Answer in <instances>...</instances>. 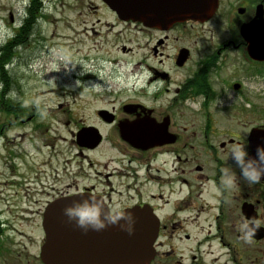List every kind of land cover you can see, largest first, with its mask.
Masks as SVG:
<instances>
[{"label": "flooded vegetation", "instance_id": "af4514ba", "mask_svg": "<svg viewBox=\"0 0 264 264\" xmlns=\"http://www.w3.org/2000/svg\"><path fill=\"white\" fill-rule=\"evenodd\" d=\"M118 1L133 4L134 18L118 16L100 0L113 20L99 19L94 25L99 31L92 32L121 55L132 54L133 100L110 112L72 115L64 124L72 123L67 129L72 138L71 183L60 187L56 166L45 160L36 172L22 175L18 161L26 163L28 152L14 151L5 132L36 115H6L11 121H0L6 154L0 235L5 230L20 235L23 226L37 233L19 244L5 241L0 256L13 246L16 261L5 264H46V211L91 194L149 222L157 235L148 264H264V178L249 185L235 169L236 180L229 187L222 172L229 164L235 166L229 159L233 144L246 143L253 157L257 145H264V58H253L254 53L264 56V0H209L204 7L216 9L207 19L196 20L184 16L183 0ZM12 5L7 0L0 18L8 30L0 40V55L6 57L34 44L44 20V0H28L23 15H15ZM154 20L160 25H151ZM114 29L113 35L109 31ZM11 62L2 64L5 68ZM90 68L104 69L91 61ZM4 81L10 92V79ZM107 87L91 89L90 96L102 98L109 94ZM42 130V137L54 131ZM62 139L67 141L57 135L42 139L36 151L51 148L52 158H58L55 142ZM4 215H12V222H5ZM253 219L262 223L245 242L239 224Z\"/></svg>", "mask_w": 264, "mask_h": 264}, {"label": "rangeland", "instance_id": "374dc122", "mask_svg": "<svg viewBox=\"0 0 264 264\" xmlns=\"http://www.w3.org/2000/svg\"><path fill=\"white\" fill-rule=\"evenodd\" d=\"M5 5L7 0H0V18L5 17ZM27 5L28 0H13L14 14L23 15ZM99 19L102 23L113 20L102 7L100 0H44L41 36L34 44H31V41L28 47L15 49L13 55L6 57L7 61H12L10 65L5 68L0 65V121H11L10 116L6 115H36L32 121L26 120L23 126L14 124L5 132L7 138L13 142L14 151L23 148L28 152L26 163L18 161L22 175L36 172L45 160V163L50 162L56 166L60 174V187L71 183V176L68 175L72 171V138L67 129H72V123L68 127L64 124L68 120L72 121V115H94L100 110L110 112L133 100V56L121 55L113 45L107 43L108 40L92 32L99 31L98 26H94ZM6 26L2 19V41L8 35ZM105 31L102 30L104 33ZM109 32L114 35L117 31L114 29ZM118 45L121 46V43ZM90 61L92 64L103 65L104 69L99 68L100 72L98 69L91 70ZM53 65L58 66L60 71H53ZM88 77L97 79L98 83L104 82L103 85L108 86L106 89L109 94L106 93L98 99L91 97V88L87 87L95 82L91 83ZM6 79H10V92L5 87ZM76 82H80L79 85ZM121 92L123 96L117 97ZM10 99L11 104L6 105V101ZM55 117L60 119H50ZM41 126L50 127L54 131L42 137L40 134L45 131ZM38 128H41L39 132L36 131ZM53 135L67 139L55 142V149L61 153L58 158H52L54 151H51V148H45L42 152L36 151L42 147V139ZM3 146L4 141L0 142V151H3V155L0 154V196L4 192L1 175L6 169ZM41 170L50 172L45 167ZM13 218L12 215H4L2 219L12 222ZM19 232L20 235L16 231L5 230L0 235V246L5 241L19 244V241L25 242L26 239L37 235L33 229L26 226ZM17 250L13 246L8 247L0 256V264L10 260L15 262ZM6 259L8 261H5Z\"/></svg>", "mask_w": 264, "mask_h": 264}, {"label": "water", "instance_id": "95a60500", "mask_svg": "<svg viewBox=\"0 0 264 264\" xmlns=\"http://www.w3.org/2000/svg\"><path fill=\"white\" fill-rule=\"evenodd\" d=\"M103 1L118 16L134 18L132 3L125 2L121 5L118 0ZM206 3H209V0H183V5L180 6L188 19L196 20L205 16L207 19L209 12L216 7H204ZM157 15L166 18L165 15L168 16L170 13L160 15L157 12ZM151 25L160 24L154 20ZM255 27L256 24L253 25L252 30ZM242 31L248 30L244 27ZM258 31L261 32L262 29ZM257 54L254 53L253 58H264ZM74 201L77 200L58 202L49 207L45 213L43 227L47 241L43 257L46 264H148L152 260L157 232L149 229V222L137 221L132 215L135 220L132 235L122 231L118 225L109 226L99 232L93 230L84 232L64 214V209L71 206Z\"/></svg>", "mask_w": 264, "mask_h": 264}, {"label": "clouds", "instance_id": "9594fccd", "mask_svg": "<svg viewBox=\"0 0 264 264\" xmlns=\"http://www.w3.org/2000/svg\"><path fill=\"white\" fill-rule=\"evenodd\" d=\"M61 59H64L61 57ZM53 71L58 72L60 68L53 65ZM79 85L80 82H76ZM103 85L92 83L91 89H100ZM14 95V94H13ZM220 102V101H219ZM248 145L233 144L230 150L229 159L234 163L222 169L227 177V186H232L236 180L235 169L239 170V176L247 181L249 185L258 184L264 178V145H257L255 157L248 152ZM65 216L70 222H75L76 226L84 232L89 230L102 231L109 226L118 225L122 231L129 235L134 232L135 220L131 213L120 211V206H108L105 202L95 195H87V198L74 201L71 206L64 209ZM123 221V223H121ZM260 220L241 221L238 230L242 233L245 242H249L255 230L261 225Z\"/></svg>", "mask_w": 264, "mask_h": 264}, {"label": "trees", "instance_id": "16d2710c", "mask_svg": "<svg viewBox=\"0 0 264 264\" xmlns=\"http://www.w3.org/2000/svg\"><path fill=\"white\" fill-rule=\"evenodd\" d=\"M11 55H13V52L11 53ZM6 59L5 54H3V58L0 59V63H1V67L4 68V64H2Z\"/></svg>", "mask_w": 264, "mask_h": 264}]
</instances>
